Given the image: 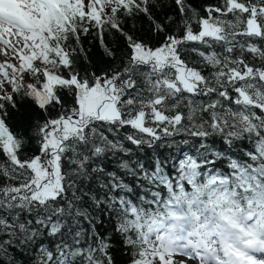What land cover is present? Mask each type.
I'll return each mask as SVG.
<instances>
[{"label":"snow or ice","instance_id":"snow-or-ice-1","mask_svg":"<svg viewBox=\"0 0 264 264\" xmlns=\"http://www.w3.org/2000/svg\"><path fill=\"white\" fill-rule=\"evenodd\" d=\"M0 264H264V0H0Z\"/></svg>","mask_w":264,"mask_h":264},{"label":"trees","instance_id":"trees-1","mask_svg":"<svg viewBox=\"0 0 264 264\" xmlns=\"http://www.w3.org/2000/svg\"><path fill=\"white\" fill-rule=\"evenodd\" d=\"M149 27V24L147 20L142 21L139 25L138 28H143L147 30ZM108 42L111 43V38H108ZM118 43L120 42L119 40L117 41ZM85 45L89 48L92 49L93 52L99 54L101 52V49L99 48V44L97 41L92 40L91 38H85Z\"/></svg>","mask_w":264,"mask_h":264}]
</instances>
